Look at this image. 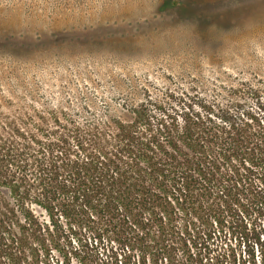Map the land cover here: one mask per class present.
Here are the masks:
<instances>
[{
    "label": "trees",
    "instance_id": "16d2710c",
    "mask_svg": "<svg viewBox=\"0 0 264 264\" xmlns=\"http://www.w3.org/2000/svg\"><path fill=\"white\" fill-rule=\"evenodd\" d=\"M98 112L0 104V264H264L263 79Z\"/></svg>",
    "mask_w": 264,
    "mask_h": 264
},
{
    "label": "rangeland",
    "instance_id": "374dc122",
    "mask_svg": "<svg viewBox=\"0 0 264 264\" xmlns=\"http://www.w3.org/2000/svg\"><path fill=\"white\" fill-rule=\"evenodd\" d=\"M264 81V0H0V104L116 115ZM54 264L64 260L57 252ZM51 261V260H50ZM40 264H49L41 253ZM73 264H77L74 260Z\"/></svg>",
    "mask_w": 264,
    "mask_h": 264
},
{
    "label": "snow or ice",
    "instance_id": "6c2138e0",
    "mask_svg": "<svg viewBox=\"0 0 264 264\" xmlns=\"http://www.w3.org/2000/svg\"><path fill=\"white\" fill-rule=\"evenodd\" d=\"M228 7H248L257 3V0H224Z\"/></svg>",
    "mask_w": 264,
    "mask_h": 264
}]
</instances>
